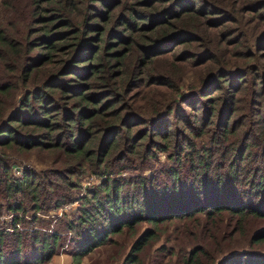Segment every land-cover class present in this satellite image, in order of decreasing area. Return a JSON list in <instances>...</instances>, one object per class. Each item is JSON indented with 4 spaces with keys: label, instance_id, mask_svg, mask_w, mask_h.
<instances>
[{
    "label": "trees",
    "instance_id": "trees-1",
    "mask_svg": "<svg viewBox=\"0 0 264 264\" xmlns=\"http://www.w3.org/2000/svg\"><path fill=\"white\" fill-rule=\"evenodd\" d=\"M0 214V264L75 230L77 261L264 264V0H0Z\"/></svg>",
    "mask_w": 264,
    "mask_h": 264
},
{
    "label": "rangeland",
    "instance_id": "rangeland-1",
    "mask_svg": "<svg viewBox=\"0 0 264 264\" xmlns=\"http://www.w3.org/2000/svg\"><path fill=\"white\" fill-rule=\"evenodd\" d=\"M189 79H190V77H189ZM158 162L161 164L166 163L165 157L163 155H160ZM25 164H26L25 166H29V163L28 164L25 163ZM17 166L19 168L22 167L21 165H17ZM38 166H39V164H38ZM156 166H159V164H156ZM12 171H13L14 175H17V172L15 169L12 168ZM93 180L94 179L90 178V176L82 178L81 179L82 188L80 190H78V192H75L77 189L74 191V196H76V198H74V201L70 204L68 203V204L63 205L61 208H59L56 211H51L50 216L45 215V216H43V219L49 220V217H55V218L60 217L63 212L71 213V215L77 213L76 209H77L79 202H80V201H78L77 197L82 195L85 187L92 186L95 183ZM3 217L4 216H1V214H0V219H2ZM45 222H48V221H45ZM53 224L54 223L49 224V226H48L49 229H55V228H58L59 225H61L59 222H57L56 225H53ZM75 231H69V232H67L66 236L64 234L61 236L62 241H63V246L61 248H59L57 250V252L52 256L50 261H48L45 264H109V263H111L110 258L112 257V255L110 252L113 249L111 247H109V245H107V244L100 245L94 251H91L90 253H87V255L82 256L79 259V261H77L76 258L73 259V256L71 255L70 247H68V244H73L72 241H75L81 237L80 235H75ZM64 237H65V239H64ZM59 241H61V240H59ZM161 255L162 256L159 257L155 261L154 264H173V262H170V259L174 260V256L170 257L167 254H161ZM107 261H109V262H107Z\"/></svg>",
    "mask_w": 264,
    "mask_h": 264
},
{
    "label": "built area",
    "instance_id": "built-area-1",
    "mask_svg": "<svg viewBox=\"0 0 264 264\" xmlns=\"http://www.w3.org/2000/svg\"><path fill=\"white\" fill-rule=\"evenodd\" d=\"M13 169H15L16 170V172H17V174L20 172V169L21 168H19L17 165H14L13 166ZM90 178H92V177H90Z\"/></svg>",
    "mask_w": 264,
    "mask_h": 264
}]
</instances>
